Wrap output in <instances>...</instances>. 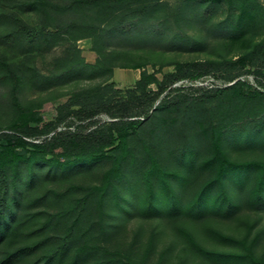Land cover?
Wrapping results in <instances>:
<instances>
[{
	"label": "trees",
	"instance_id": "1",
	"mask_svg": "<svg viewBox=\"0 0 264 264\" xmlns=\"http://www.w3.org/2000/svg\"><path fill=\"white\" fill-rule=\"evenodd\" d=\"M61 1V4L52 3L51 0H33L29 3L31 7L38 5L42 9L44 21L38 30H33L20 16L14 17L18 31L30 38L38 34L48 38L51 33L68 36L66 53L53 59L48 72L34 70L27 73L16 62L0 56V67L11 83L10 100L16 115L6 129L0 126V241L9 244L0 256V264L15 263L37 250V257L24 264H77L87 250L100 248L103 257L94 259L90 264L112 261L111 255L105 256L109 253L107 249L99 245L83 242L71 249L70 241L78 231L88 235V205L91 200L94 201L98 221L104 214L105 205L116 207L111 203V196L114 195L116 199L121 196L125 202H129V198L124 197L117 188L118 180L123 176L124 161L134 156L128 145L129 137L136 135L144 125L151 128L156 126L155 118L159 115L160 120L166 123L162 126H168L167 122L172 120V110L179 114L181 121L195 114L202 116L200 125L203 131H207L209 150L195 166L196 152L190 143L184 144L179 150V163L186 169L182 171L168 167L159 154L151 150L153 146L144 144L147 163L128 184L139 213L151 216L163 203L170 208L171 214H175L179 194L177 188L189 181L195 167L210 170L211 174L185 200L183 207L187 216L200 218L207 213L231 215L240 203L236 197L237 189H244V203L247 206L254 209L264 207V160L233 159L227 153L229 144L242 145L253 141L255 128H249L250 122L253 121L258 127L256 129L264 133L260 127L262 108L256 102L264 91L251 87L243 78H236L248 71L264 78V38L254 39L245 32L254 17H262L264 21V4L255 0H238L239 4L232 8V0H228L232 12L230 18L225 20L231 32L230 41L242 39L239 41L245 42L238 53L233 56L174 60L171 62L172 70L158 77L156 70L146 71L143 68L147 61L129 60L128 54L102 46L110 25L115 28L134 24L147 12L149 0ZM65 11L76 16L62 19L60 14ZM86 12L91 15L86 17ZM84 36L92 38V47L98 54L93 62L84 59L74 42ZM116 58L122 61L118 62ZM114 66L139 68V75L132 85L113 88L114 81L109 78ZM233 70L236 71L231 72ZM213 72H227L224 81L235 79L229 84L209 88L197 97L180 94L178 90L181 86H170L178 79H194ZM99 77L101 80L93 81ZM26 79L39 89L83 80L86 82L73 89L64 101L53 105L49 98L21 101L18 89ZM150 84L154 86L150 87ZM211 94L222 96L225 103L221 117L215 124H211L209 118H204L203 106L200 105ZM46 109H52L49 119L42 116ZM102 111L112 119L86 131L61 124L66 117L78 121L89 120ZM209 112L213 115L214 109ZM103 158L108 159L110 164L102 170L98 183L86 187L69 186L71 189L83 188L80 197L64 198L65 192L49 188L27 200V206L50 193L52 199H63L59 209L51 212L46 209L31 210L26 206L21 212L18 211L22 205L18 192L32 187L40 177L39 170L42 168L46 169V178L72 171L77 164L89 165ZM117 204L121 207L124 205L121 202ZM244 225L241 236L206 228L214 239L230 245L229 249L206 247L188 230L179 229L192 250L205 260L215 264H264V253L255 252L257 234L249 236L252 223L244 222ZM19 235H23L24 240L16 244L13 239ZM151 245L149 239L147 246ZM165 252L162 251L160 258Z\"/></svg>",
	"mask_w": 264,
	"mask_h": 264
},
{
	"label": "rangeland",
	"instance_id": "2",
	"mask_svg": "<svg viewBox=\"0 0 264 264\" xmlns=\"http://www.w3.org/2000/svg\"><path fill=\"white\" fill-rule=\"evenodd\" d=\"M33 0H0V56L4 55L9 61L16 62L24 72L40 70L48 72L53 59L64 55L69 45L68 36L65 34L51 33L48 38L41 34L30 38L18 31L14 17L20 16L33 30H38L44 21L42 9L37 5L29 6ZM52 3L61 4V0H51ZM147 12L139 17L134 24L126 27H108L102 46L108 50L124 52L128 54L129 60L147 61L144 64L146 71L156 70L158 77L165 71L172 70L171 64L174 60L233 56L238 53L245 43L239 40L230 41V30L226 18H230L232 12L229 9L228 0H149ZM256 3L264 4V0H255ZM239 4L238 0H232L234 8ZM90 13H84L87 17ZM62 19L68 20L76 16L72 12H63ZM91 15V14H90ZM87 19V18H86ZM246 35L254 39L264 38V21L262 17H254L246 29ZM92 38L84 36L74 42L80 49L81 55L88 62H93L98 54L93 49ZM116 61H122L116 58ZM115 67V75L109 78L114 81L113 88H125L132 85L130 80L129 67ZM113 69V68H112ZM233 70L231 72H235ZM227 72H213L201 76L200 83L171 84L170 86H181L180 94L188 97H197L215 86H222L223 77ZM245 79L251 87H259L264 91V78L254 72H242L236 78ZM95 78L93 81H99ZM86 81L57 85L51 88L39 89L31 85L28 79L24 80L18 89V96L21 101L27 102L32 99H50L52 104H57L69 97L72 90L83 85ZM153 87V84L149 85ZM10 81L5 77L3 68L0 67V126L6 129L7 125L13 123L15 112L10 100ZM176 91H173L174 93ZM201 106L203 116L215 124L221 117V110L225 107L223 97L220 95H207ZM195 100V99H194ZM223 101V102H222ZM222 102V105L220 104ZM255 102V101H254ZM261 105L262 119L260 127L264 129V95L256 100ZM255 102V103H256ZM214 109L213 115L209 110ZM52 109L43 111L44 119L51 118ZM172 120L167 122L168 126L157 116L154 127L144 125L139 128L136 135L129 137L128 145L134 154L133 159L127 158L122 165L123 176L118 180V191L129 202H125L121 196L118 199L114 195L110 197L112 205L104 206V214L100 221L97 220L94 210V201L89 202V223L90 231L82 234L78 231L70 241V248L83 242L94 243L107 249L109 253L105 256H112L113 260L107 264H215L203 259L195 253L187 244L184 235L179 228L188 230L195 239L202 245L210 248L229 249L230 245L214 239L206 230L207 227L218 229L224 233L241 236L245 230L244 222L252 223L249 236L257 234L255 252L264 253V207L254 209L244 203V189H237L236 197L239 199V207L231 215L218 213H207L200 218H192L184 213L183 204L192 191L210 174V170H202L198 167L191 172L187 183L177 188L178 206L175 214L170 213L167 204H161L158 210H154L151 216H144L139 213L135 197L128 189L135 176L139 175L147 163V157L143 148L144 144L153 146L159 157L170 168H180L185 171V166L179 163V150L184 144H189L196 152L195 166L198 161L208 153L207 131L201 129L200 121L202 116L193 115L192 118L180 120L179 114L170 111ZM112 118L105 112H99L89 120H75L66 117L61 123L68 125L71 129L78 128L86 131L92 127L103 125ZM254 129V139L248 144H229L228 155L233 159L259 158L264 160V133L258 131L254 122L248 124ZM257 128V129H256ZM57 129V128H56ZM211 129V127H209ZM260 137V138H259ZM158 145V146H157ZM154 152V151H153ZM110 161L106 158L100 159L89 165L77 164L72 171L44 177L46 169L39 170L40 177L30 188L18 192L22 202L19 212L28 205L27 200L40 195L51 188L57 192H65L64 198H78L83 193V188L90 184L98 183L101 172L108 167ZM180 179V178H179ZM117 182V181H116ZM119 182H122L119 183ZM12 192V191H11ZM63 200V199H62ZM62 200L52 199L50 193L32 202L28 209H46L55 211L62 205ZM124 204L122 207L117 202ZM122 209V210H120ZM26 232V230H25ZM26 239V238H25ZM152 245L148 247V240ZM14 243L24 240L23 235L15 237ZM4 240L0 241V256L8 247ZM101 248L98 250L89 249L84 253L77 264H90L94 259L101 258ZM165 254L160 258V254ZM37 252L20 259L11 264H24L37 257Z\"/></svg>",
	"mask_w": 264,
	"mask_h": 264
},
{
	"label": "built area",
	"instance_id": "3",
	"mask_svg": "<svg viewBox=\"0 0 264 264\" xmlns=\"http://www.w3.org/2000/svg\"><path fill=\"white\" fill-rule=\"evenodd\" d=\"M200 78L201 77L194 78V79L182 78V79H178V80L174 81L173 84H180V83L183 84L184 82L191 83V84H196V83H200L201 82ZM231 82H227V83H223V84L225 85V84H229Z\"/></svg>",
	"mask_w": 264,
	"mask_h": 264
},
{
	"label": "crops",
	"instance_id": "4",
	"mask_svg": "<svg viewBox=\"0 0 264 264\" xmlns=\"http://www.w3.org/2000/svg\"><path fill=\"white\" fill-rule=\"evenodd\" d=\"M115 67H113V69H112V72H113V75H115ZM139 68H130V80L133 82L137 77H138V75H139Z\"/></svg>",
	"mask_w": 264,
	"mask_h": 264
}]
</instances>
